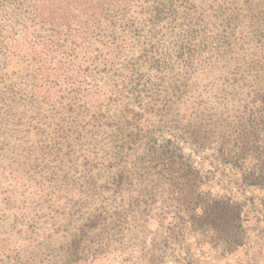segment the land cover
<instances>
[{
  "label": "trees",
  "instance_id": "trees-1",
  "mask_svg": "<svg viewBox=\"0 0 264 264\" xmlns=\"http://www.w3.org/2000/svg\"><path fill=\"white\" fill-rule=\"evenodd\" d=\"M228 4H241V15L258 17L253 21L254 30L261 25L259 20L264 25V0H0V83L8 82L0 87L3 160L14 162L10 167L13 178L26 168L35 172L45 168L49 173L43 178L54 181L56 188L35 182L42 190L67 188L69 194L75 193L64 185L79 182L86 187L79 195L87 200L83 206L71 204L62 232L22 250L12 264H91L104 255L124 251L107 249L112 237L124 232L136 237L129 228L141 232L147 227V210L159 198H164L166 206L171 201L184 204L188 192L183 190L193 185L194 171L179 153L169 150L168 142L140 147L145 134L139 124L144 113L154 116L147 124L155 126L179 112L189 80L182 67L189 61L180 52L188 30L202 27L214 11L229 16L235 8ZM9 42L14 52L37 58L33 65L45 64L43 84L35 76L29 80L21 77V81L6 77ZM93 67L99 72L118 70L124 82H87L94 79L85 70ZM41 69L39 65L35 70ZM51 74L55 77L48 79ZM103 124L109 126L110 137H116L113 145L107 134L104 137L112 146L110 154L92 152L93 157L84 162L98 169V174L87 173L84 167V175L72 176L78 171L71 170L76 164L71 146L79 143L82 132L93 134ZM191 136L208 140L194 133ZM132 141L136 148L128 151ZM246 144L242 141L241 146L223 149V153L237 150L239 156L248 149ZM155 156L162 159L161 171L149 165ZM0 167L6 166L0 162ZM169 171H177V176H169ZM263 181L260 168L251 183ZM159 183L163 190L153 191ZM105 190L123 197L114 203L116 198L102 196ZM193 200L195 209L189 216L193 225L235 238L232 235L239 232L236 204L195 192ZM89 248L94 256L88 254Z\"/></svg>",
  "mask_w": 264,
  "mask_h": 264
},
{
  "label": "rangeland",
  "instance_id": "rangeland-1",
  "mask_svg": "<svg viewBox=\"0 0 264 264\" xmlns=\"http://www.w3.org/2000/svg\"><path fill=\"white\" fill-rule=\"evenodd\" d=\"M227 6L235 8L229 16L214 11L209 16L211 20L209 17L203 20L202 27L189 30L186 27L189 34L180 52L189 61L188 66L182 65L189 80L179 101V112L168 115L167 124L155 126L147 124V119L154 116L144 113L139 124L145 134L139 141L140 147L168 142L169 150L179 153L194 171L193 185L183 190L188 192L182 199L184 204L171 201L166 206L164 198H159L147 210L148 226L141 232L133 226L129 228L136 232V237L126 232L112 237L107 249L119 247L124 251L104 255L91 264H264V181L251 183V177L257 176L260 168L264 171V25L259 20L261 25L257 23L254 30L253 21L258 17L241 15L242 10H238L241 4ZM10 45L9 42L5 48L6 77L21 81V77L29 80L35 76L43 84L45 64H39L42 69L37 72L39 65L33 63L38 59L22 56ZM85 74L94 79L87 82L110 85L124 82L119 71L111 68L99 72L93 67L85 70ZM51 77L55 76L51 74L48 79ZM7 83H0V87ZM108 127L96 126L98 131L93 134L82 132L79 143L71 146L76 162L71 170L78 171L72 176L84 175V167L87 173L93 170L91 173L98 174V169L89 168L84 162L93 157L92 152L103 150L110 154L116 137H110ZM191 133L208 140H194ZM106 134L111 145L104 138ZM242 141L248 149L239 156L237 150L229 155L223 153V149L241 146ZM133 146L132 141L128 151L136 148ZM161 160L158 156L151 157L149 165L161 171ZM3 161L0 152V162L6 166L0 167V264H12L22 250L62 232L71 204L79 207L78 204L87 201L79 195L86 187L69 182L64 187L75 189V193L69 194L67 188L42 190L34 183L39 181L56 188L54 181L43 178L49 173L45 168H37V172L26 168L20 171V177L13 178L10 167H14V162ZM169 172V176H177V171ZM163 188L159 183L153 191L161 192ZM192 192L236 204L239 232L235 236L231 228L234 239L207 226L196 227L189 221L195 209ZM102 196L116 198L114 203L123 197L106 190ZM93 252L89 248L88 254Z\"/></svg>",
  "mask_w": 264,
  "mask_h": 264
}]
</instances>
